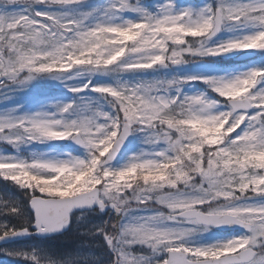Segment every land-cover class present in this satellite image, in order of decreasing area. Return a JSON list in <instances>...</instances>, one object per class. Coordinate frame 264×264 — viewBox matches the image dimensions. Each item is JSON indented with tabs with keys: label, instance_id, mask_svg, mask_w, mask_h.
Segmentation results:
<instances>
[{
	"label": "snow or ice",
	"instance_id": "1",
	"mask_svg": "<svg viewBox=\"0 0 264 264\" xmlns=\"http://www.w3.org/2000/svg\"><path fill=\"white\" fill-rule=\"evenodd\" d=\"M0 99L7 264H264V0H0Z\"/></svg>",
	"mask_w": 264,
	"mask_h": 264
},
{
	"label": "rangeland",
	"instance_id": "2",
	"mask_svg": "<svg viewBox=\"0 0 264 264\" xmlns=\"http://www.w3.org/2000/svg\"><path fill=\"white\" fill-rule=\"evenodd\" d=\"M5 105V101L3 99H0V107ZM3 188L2 182H0V189ZM19 198V196H17ZM107 219V217H99L97 216L94 220V222L99 223L100 219ZM35 243V241L32 240H25L21 243L17 244H8L4 246H0V248H27L29 245ZM57 252L65 253V254H72L77 251H81L84 253H92L97 257L106 259L107 258V252L105 247L103 246L102 241L100 240H92L88 237H84L79 235L75 230L64 234L63 236L56 237L52 241L49 242L47 245ZM5 257V255L0 252V257ZM7 257V256H6ZM12 259L11 257H7ZM3 260V259H1Z\"/></svg>",
	"mask_w": 264,
	"mask_h": 264
},
{
	"label": "trees",
	"instance_id": "3",
	"mask_svg": "<svg viewBox=\"0 0 264 264\" xmlns=\"http://www.w3.org/2000/svg\"><path fill=\"white\" fill-rule=\"evenodd\" d=\"M16 195L21 197L23 194L20 192H17ZM8 261H10V258H7L6 256L4 258L2 256L0 257V264H7Z\"/></svg>",
	"mask_w": 264,
	"mask_h": 264
},
{
	"label": "water",
	"instance_id": "4",
	"mask_svg": "<svg viewBox=\"0 0 264 264\" xmlns=\"http://www.w3.org/2000/svg\"><path fill=\"white\" fill-rule=\"evenodd\" d=\"M0 245H3V243H0Z\"/></svg>",
	"mask_w": 264,
	"mask_h": 264
}]
</instances>
